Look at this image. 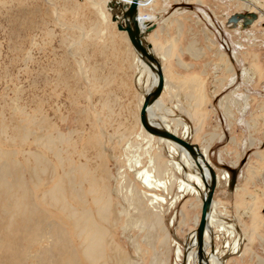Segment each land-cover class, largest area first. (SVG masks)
Instances as JSON below:
<instances>
[{"label":"rangeland","instance_id":"rangeland-1","mask_svg":"<svg viewBox=\"0 0 264 264\" xmlns=\"http://www.w3.org/2000/svg\"><path fill=\"white\" fill-rule=\"evenodd\" d=\"M107 1L0 0V126H8L7 136H0V148L10 152L23 167L26 155L18 153L28 149L26 143L22 147L20 138L30 128L29 122L38 123L43 116L50 117L64 134L77 130L74 141H83L75 143V160L85 150L94 165L108 164L112 174L117 165L114 156L126 162L128 144L129 158L141 162L137 170L152 171L151 157L164 167L172 160L180 162L179 154H171L166 143L150 141L141 132L138 114L142 96L135 90L134 75L141 69L143 73V68L126 39L119 37L110 23ZM149 1L154 2L144 3L142 13L155 17L156 29L170 22L176 26L170 38L164 27L160 36L149 38L155 51L165 54V58L169 55L156 41L171 47L174 53L181 51L187 42L184 35L195 39L193 51L207 56L203 64L206 76L202 78L206 97L190 105L197 108L194 114L201 115L207 126L192 134L189 130L185 136L180 125L183 122L175 120L174 114L168 118L178 136L200 143L220 176L214 200L215 220L231 225L233 233H218V225L213 226L218 257L222 264H264V14L255 7L254 0ZM250 1L254 4L248 8ZM249 13L255 14L256 20L246 28L242 21L229 22L235 15ZM142 76L148 74L144 71ZM138 85L140 91L142 79ZM174 96L178 101V95ZM22 125L26 129L21 130ZM36 125L33 132L40 134L42 129ZM29 138L28 144L31 142L30 148L35 151ZM96 140L103 142V147L95 146ZM174 172L185 179V175ZM163 179L169 181L168 176ZM135 181L140 191L149 192ZM170 183L166 191H151L166 199L161 207L162 224L155 231L135 222L125 236L118 232L121 248L131 264H183L189 236L198 227L202 198L180 192L178 182ZM18 192L24 194L22 188ZM19 208L23 210L25 205L19 204ZM36 238L19 243L23 259L34 255L30 248ZM225 243L230 248H225ZM178 249L183 252L180 260Z\"/></svg>","mask_w":264,"mask_h":264},{"label":"bare ground","instance_id":"bare-ground-1","mask_svg":"<svg viewBox=\"0 0 264 264\" xmlns=\"http://www.w3.org/2000/svg\"><path fill=\"white\" fill-rule=\"evenodd\" d=\"M123 1L131 2V0ZM254 1H256L255 7L264 14V2ZM110 2L111 0H108L107 4ZM153 2L140 0L139 8L144 6V3L149 5ZM252 4L254 2H248L247 7L251 8ZM107 10L110 9L107 8ZM109 19L111 22V17ZM139 19L142 25H154L155 23L153 15L144 16L141 11H139ZM111 23L116 27V23ZM125 35L127 36L126 33ZM149 38L148 35L145 40L149 42ZM127 40L131 49L134 50L128 37ZM150 44L152 45V43ZM152 52L158 61L160 59L164 63L165 54L162 56L160 52L155 51L153 45ZM135 54L137 63L143 68L141 74L143 75L144 71L148 74L146 85H150L151 89L156 85L157 78L141 62L139 55L136 52ZM143 102L144 97L141 108ZM159 105L160 100L158 99L148 109L150 120L176 134L177 130L171 127L169 118L166 115L158 116L156 114ZM138 117L140 122V116L138 115ZM72 122L75 123V120ZM34 124L42 129L40 134L39 130L38 133L33 132ZM28 126L30 128L28 127L24 136L20 138L22 147L26 143L25 146L28 150L24 149L18 153L22 156L26 155L24 167L23 164L21 165L12 159L10 152L0 148V264H131L125 256L126 252L121 248L123 245L119 236H125L128 231L132 230L131 226L135 222L148 225L154 231L162 224L161 207L166 203V199L157 193H152V190H168L171 180L179 183L180 192L195 193L201 195V198L204 197V184L193 159L176 144L148 134L141 123L142 134L146 135L150 141L156 140L166 143L171 154H179L180 162L172 160L164 167L157 158L151 157L149 166L154 168L152 171L148 169L137 170L141 162L138 159L129 158L128 149L131 145L128 144L125 148L126 162L122 159L120 161L118 156H114L117 165L116 173L112 174L106 162H104L106 165L103 163L98 164V166L94 165L89 152L85 153V150L82 151L83 153L78 151L80 152V154L77 153L79 159L75 160L76 142L73 135L77 130L64 134L61 132V128L53 124L52 119L48 116H43L38 123L29 122ZM182 126L183 135L186 136L189 128L186 125ZM0 129V136L3 139L8 126L3 123ZM23 129L26 127L22 125L21 130ZM29 137L33 141V147L37 148L35 151L30 148L31 142L28 144ZM2 139L1 142H3ZM81 141L79 139V143ZM99 142L96 140L94 143L97 145L95 146L100 145L101 147L103 145V142ZM90 146L92 147V145ZM202 153L206 161L210 163L207 151H202ZM170 158H172L171 155ZM187 169H193L194 172L189 173ZM174 171L185 175V179L175 176ZM204 172L207 180H209L208 171L204 169ZM154 174H158L161 178L156 179ZM164 175L169 177L168 182H164ZM224 178L227 179V174L224 175ZM136 179L149 192L140 191L136 185ZM219 182L220 176L218 175V184ZM19 188L23 189V195L18 192ZM38 189L39 192L34 191ZM176 201L177 198L173 199L171 206ZM40 203L41 207L39 206ZM19 204H24L25 208L20 210ZM216 204L217 202L213 200L205 234V250L209 264H222L220 257H218V246H215L214 254L210 253V247L216 237L212 230L215 223L216 226L218 225V233H233L230 224L228 226L224 221L215 220ZM199 222L200 218L197 220V226ZM139 223H136L138 229H140ZM118 232H120L119 236ZM31 237H37L35 244L30 248L34 255H28V258L23 259V248L19 243L29 240ZM228 243H225V248H230ZM235 250L234 252H236ZM181 251L182 249L177 251L178 259L183 254ZM186 254L185 264H197L196 231L189 236Z\"/></svg>","mask_w":264,"mask_h":264},{"label":"water","instance_id":"water-1","mask_svg":"<svg viewBox=\"0 0 264 264\" xmlns=\"http://www.w3.org/2000/svg\"><path fill=\"white\" fill-rule=\"evenodd\" d=\"M140 0H131L126 5L121 1L111 0L108 8L112 12V22L117 24V29L120 32H125L128 39L139 55L141 62L150 70L152 75L156 76L157 82L149 92L144 95V102L140 111V123L144 130L157 138L170 141L180 148L184 149L187 154L193 159L195 166L200 174L204 184V197L202 198V210L198 227L196 229V260L197 264H209V259L205 250V234L208 226V215L212 208L215 191L218 187V174L215 168L206 161V158L197 145L180 137L171 131L154 124L149 116L148 109L160 98L164 89V76L160 62L152 52V45L145 38L156 29V25L140 24L139 19ZM256 20L255 14L235 15L229 22H243V27L246 28ZM204 169L208 171L209 180H207ZM235 178L231 181V189L234 188ZM210 253H215L214 243L210 247ZM186 252L183 258V264L186 263Z\"/></svg>","mask_w":264,"mask_h":264},{"label":"crops","instance_id":"crops-1","mask_svg":"<svg viewBox=\"0 0 264 264\" xmlns=\"http://www.w3.org/2000/svg\"><path fill=\"white\" fill-rule=\"evenodd\" d=\"M119 1H121L122 4H124V5L127 4V2H125L123 0H119ZM139 11L142 12V7L139 8ZM111 15H112V12H111ZM111 19H112V17H111ZM112 26H114V24H112ZM171 26H172V29H171ZM163 27L166 31L170 32V34L166 35L169 38L173 35L172 32L176 30L175 24H172L170 22V23H168V25H165V26L160 25L158 27V29H155L153 32H151L148 35L150 37L152 36L154 38L155 37L157 38L158 36H160L161 28H163ZM179 30H180V28H179ZM115 32L122 39H126V41L128 43V40H127L128 36H126L124 32L118 31L117 24L115 27ZM198 33L200 36L199 31H198ZM183 37H184V39L187 40V42L184 45H182L183 47H181L179 49L181 51L175 52L177 54L174 53V50H171V47L166 48V46L160 45L158 43L159 41H156V44H158L163 49V50L162 49L161 50L165 53L168 52V54H169L168 58H166L167 61L169 60V62H166V64L162 63V61L159 59L161 67L162 68L164 67L163 68V70H164L163 76H164V82L166 83V86L164 83V89H163L164 91L162 92V94L159 98L160 105L158 107V111H156V114L158 116L159 115L160 116L166 115L167 118L170 116V114H174L175 120H178V121L181 120L183 122L182 124L188 126V128L190 127L189 130L192 134L195 132V130L197 128L199 131L200 128H205L207 126L205 121L202 120L201 115H199L197 112L196 113L199 116L194 114V112L197 110V108H195L194 106L193 107L190 106L191 104H197V102L199 101V99L201 97H204V96L206 97V94H205L206 93V85L202 81V78L204 76H206V70L203 68V64L204 63L206 64L207 60H204V59H206L207 56L203 55V54H199L197 51L192 50V48H193L192 47V45H193L192 41H194L195 39H190V36L185 37L183 35ZM198 44L200 46V40H199ZM125 45L126 44H124V46ZM128 45H129V43H128ZM194 45L197 47L196 42H194ZM129 47H130V45H129ZM130 49H131V47H130ZM191 51H192V53H191ZM200 63H202V64H200ZM139 67H141V66H139ZM138 70H139V68H138ZM140 78H142V84L144 86L142 88H140V91H139L138 87H140V86L138 84L140 83L139 82ZM134 80H135V82H134L135 83V86H134L135 90L137 92H140V94L142 96V100H143L144 95L151 90L150 85L148 86L149 87L148 90H145L146 89L145 87H147L146 84H147L148 79L145 76L143 77L141 74V70H139V74L134 75ZM174 94L178 95V97H179L178 101H176L177 97H175ZM142 100H141V102H142ZM175 103L177 104L176 108L174 107ZM140 108H141V106H140ZM163 110H165L166 113L163 114L162 113ZM140 111H141V109H140ZM138 115L140 116V112ZM138 119H139V117H138ZM182 124H181V127H182ZM214 132H215V128H214ZM189 135H190V133H189ZM189 135H188V137H190ZM213 136H214L213 138L216 139L217 133L215 132L213 134ZM191 138L194 140L193 137H191ZM191 143L196 144L202 151V147L200 146V143H198V141H192ZM217 190L218 189H216V191H215L213 200L216 199Z\"/></svg>","mask_w":264,"mask_h":264}]
</instances>
